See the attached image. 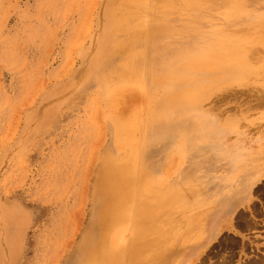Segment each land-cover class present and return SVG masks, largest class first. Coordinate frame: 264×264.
<instances>
[{"label":"rangeland","instance_id":"374dc122","mask_svg":"<svg viewBox=\"0 0 264 264\" xmlns=\"http://www.w3.org/2000/svg\"><path fill=\"white\" fill-rule=\"evenodd\" d=\"M142 1L143 12L127 24L168 25L179 44L203 45L212 33L242 30L254 68L246 81L264 98V35L258 32L264 28V0ZM109 2L0 0V215L11 208L19 219L14 247L0 243L2 264H71L92 216L104 154L121 157L129 151V139L143 141L154 131L161 139L147 146L155 167L151 174L160 190L178 184L183 193L160 213L175 235L163 264H264V177L253 185L250 200L230 214L233 226L220 227L208 243L197 246L195 235L206 231L239 177L225 181L230 174L224 161L206 145L188 143L178 150L176 128L145 129L149 115L144 111L156 97L140 80L113 72L108 89L90 71V61L98 64L103 54ZM211 85L209 94L198 98L200 106L211 115L233 118L237 128L225 137L233 142L240 136V146L249 155L260 154L264 165V150L256 146L264 143V99L256 103L245 88L240 96L222 99L227 90ZM158 107L153 115L162 114ZM122 123L129 128L126 134L118 131ZM0 235H6L2 221Z\"/></svg>","mask_w":264,"mask_h":264},{"label":"bare ground","instance_id":"6f19581e","mask_svg":"<svg viewBox=\"0 0 264 264\" xmlns=\"http://www.w3.org/2000/svg\"><path fill=\"white\" fill-rule=\"evenodd\" d=\"M199 1L203 3L205 0ZM161 6L165 4L161 3ZM144 8L142 0H112V3H108L104 12L109 29L105 41H100V45L103 42V54L98 64L90 61L93 69L90 71L99 85L108 89L110 87L106 80L113 72L122 79L133 77L140 80L144 87L152 91L151 98L156 97L144 111L149 115L145 129L161 128L163 125L176 128L174 146L178 150L188 143L198 147L206 145L218 160L224 161L226 171L230 174L229 180L225 181L231 182L236 176L239 177L236 186L221 200L220 214L213 217L206 231L202 229L195 235V239L199 240L197 246L202 247L220 227L233 226L230 212L226 211H232L240 203L250 200L253 185L264 177V168L260 154L249 155L245 146H240L243 144L240 136L233 142L225 137L228 130L237 128L234 126L235 120L229 116L221 118L211 115L200 106L198 98L209 94L212 83L219 84L216 91L227 90L226 94H221L222 99L240 96L244 94L245 88V92L254 94L253 100L260 103L264 99L263 92L247 84L246 77L254 68L248 59L244 42L247 41V35L242 30L219 35L211 32V37L206 36L209 39L203 45L179 44L174 42L173 29L168 25L159 27L136 23L131 28L127 24ZM258 32L264 35V28ZM139 34H142L140 38L131 41V37ZM111 41L116 42L114 46H111ZM113 63L115 66L112 69ZM110 65L112 70L108 71ZM179 85L185 87L177 89ZM157 106L155 111L160 110L161 115H153V109ZM148 112H151V116ZM118 131L126 134L129 128L122 123ZM154 132L150 138L144 137L143 141L129 139L126 142L129 151L121 157L104 154L93 189L92 216L71 264L164 263L167 244L175 235L168 222L159 218L160 213L166 205L171 204L174 197L179 198L183 193L178 184L160 190L159 181L151 174L155 167L149 162L151 157L147 146L161 139L157 138V131ZM256 146L264 150L263 142ZM245 153L248 156L244 158ZM200 203L201 200L197 205ZM10 209L3 215L6 229L4 241L8 247H14V241L18 238L17 233H14V225H19V219L14 214L15 210ZM225 212V217H222ZM12 260L10 257L9 262ZM2 262L3 256L0 257V264Z\"/></svg>","mask_w":264,"mask_h":264},{"label":"crops","instance_id":"0c3cea01","mask_svg":"<svg viewBox=\"0 0 264 264\" xmlns=\"http://www.w3.org/2000/svg\"><path fill=\"white\" fill-rule=\"evenodd\" d=\"M263 165V164H262ZM263 168H264V165H263ZM263 171H264V169H263ZM9 209V208H8ZM235 209H238V205L236 206V207H234L233 209H232V211L230 210V211H226L227 213H229L230 212V214H232L233 213V211L235 210ZM7 209H5V210H3L2 211V215H0V221H2L3 222V224H4V220H5V218H4V212L6 211ZM226 212L224 213V214H226ZM3 231H4V229H3ZM222 231V230H221ZM220 231V232H221ZM219 232V233H220ZM219 233L215 236V238L214 239H216V237L219 235ZM4 236L3 235H0V243L3 241L4 242V238H3ZM213 241V240H212Z\"/></svg>","mask_w":264,"mask_h":264}]
</instances>
